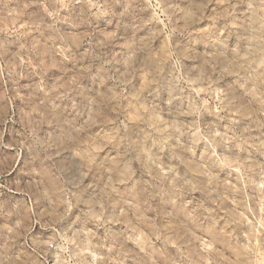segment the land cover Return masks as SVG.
<instances>
[{
	"label": "clouds",
	"instance_id": "clouds-1",
	"mask_svg": "<svg viewBox=\"0 0 264 264\" xmlns=\"http://www.w3.org/2000/svg\"><path fill=\"white\" fill-rule=\"evenodd\" d=\"M0 264H264V0H0Z\"/></svg>",
	"mask_w": 264,
	"mask_h": 264
}]
</instances>
